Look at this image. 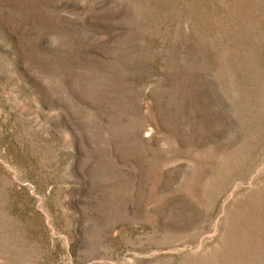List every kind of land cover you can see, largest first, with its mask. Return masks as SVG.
I'll use <instances>...</instances> for the list:
<instances>
[{
    "label": "rangeland",
    "instance_id": "obj_1",
    "mask_svg": "<svg viewBox=\"0 0 264 264\" xmlns=\"http://www.w3.org/2000/svg\"><path fill=\"white\" fill-rule=\"evenodd\" d=\"M0 264H264V0H0Z\"/></svg>",
    "mask_w": 264,
    "mask_h": 264
}]
</instances>
